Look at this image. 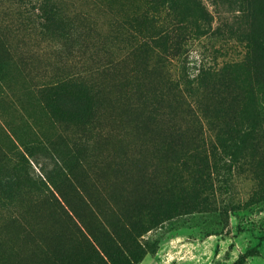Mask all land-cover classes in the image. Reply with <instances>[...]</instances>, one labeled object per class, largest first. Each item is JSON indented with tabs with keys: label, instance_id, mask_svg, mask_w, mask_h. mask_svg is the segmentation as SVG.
<instances>
[{
	"label": "rangeland",
	"instance_id": "1",
	"mask_svg": "<svg viewBox=\"0 0 264 264\" xmlns=\"http://www.w3.org/2000/svg\"><path fill=\"white\" fill-rule=\"evenodd\" d=\"M202 1L213 15L211 32L191 37L167 65L175 78L244 56L237 0ZM146 8L145 0H0V264H50L53 250L63 251L54 247L60 241L77 250L57 233L61 219L38 202L55 168L38 139L53 141L67 158L78 154L79 184L119 211L161 189L168 172H179L177 155L194 146L160 70L144 69L156 60L146 62L134 48L141 27L131 21ZM60 82L62 89H51ZM47 91L60 93L64 116L51 112ZM92 99L95 113L74 132L68 123L83 118ZM211 134L201 139L218 147ZM236 151L237 159L217 148L210 176L196 185L183 172L187 187L175 199L181 210L140 232L145 254L133 264H233L260 241L247 264H264V168L248 148Z\"/></svg>",
	"mask_w": 264,
	"mask_h": 264
},
{
	"label": "trees",
	"instance_id": "2",
	"mask_svg": "<svg viewBox=\"0 0 264 264\" xmlns=\"http://www.w3.org/2000/svg\"><path fill=\"white\" fill-rule=\"evenodd\" d=\"M145 2L147 8L131 21L141 27L134 48L143 54L146 62L151 56L154 62L156 60L151 68L147 64L144 69L150 74L160 70L159 78L166 80L167 89H171L170 97L179 103L189 119L194 146L177 155L172 168L179 172H168L167 182L161 189L119 211L103 207L101 200L92 197L89 189L79 184L74 166L82 164L83 160L76 156L78 154L70 159L56 153L53 141H35L38 147L50 152L55 164L54 170L45 175L49 187L45 184L39 188L38 202L45 203L47 214L61 219L57 233L67 235L68 242L77 246V250L67 249L63 241L54 245L55 249L62 247L63 251L53 250L50 264H108L106 259L111 264L141 261L145 251L137 242L140 232L158 226L181 210L175 199L187 187L183 172L194 177L195 185L206 181L212 168L209 156H217V148L221 149V154H230L235 159L239 157L236 150L248 148L253 158L254 155L259 157L257 164L264 168V0H237L240 6L237 17L246 26L241 39L236 37L244 45L241 59L202 67L196 75L184 69L177 78L166 69L167 65L183 55L191 37L211 32L213 15L202 0ZM62 87L64 83L60 82L51 89ZM59 97V92L47 91L45 100L52 102L53 114L64 116ZM163 97V94L157 95L159 102ZM91 102L85 106L83 118H73L68 123L74 132L95 113L93 99ZM206 131L212 132L211 136L219 142L218 147L216 144L206 147V140L201 139ZM74 157L77 160L72 162ZM194 157L195 162L190 164L189 160ZM252 163L256 164L254 160ZM180 176L181 185L176 184ZM259 245L241 253L233 264H247L250 257L259 254ZM50 248L48 245L47 251Z\"/></svg>",
	"mask_w": 264,
	"mask_h": 264
}]
</instances>
